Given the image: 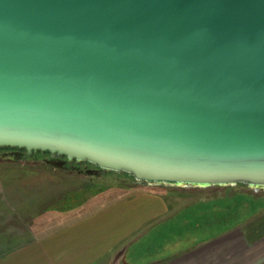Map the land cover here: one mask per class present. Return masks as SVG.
<instances>
[{"label": "water", "instance_id": "1", "mask_svg": "<svg viewBox=\"0 0 264 264\" xmlns=\"http://www.w3.org/2000/svg\"><path fill=\"white\" fill-rule=\"evenodd\" d=\"M4 149L264 191V0H0Z\"/></svg>", "mask_w": 264, "mask_h": 264}, {"label": "rangeland", "instance_id": "2", "mask_svg": "<svg viewBox=\"0 0 264 264\" xmlns=\"http://www.w3.org/2000/svg\"><path fill=\"white\" fill-rule=\"evenodd\" d=\"M134 189V184H121L111 174L85 179L58 169L0 162V256L37 238L66 232L71 224L126 198ZM188 194L179 208L202 200L207 213L203 217L194 216V211L176 213L133 248L130 262L166 258L229 227L264 243L263 190L210 187Z\"/></svg>", "mask_w": 264, "mask_h": 264}, {"label": "crops", "instance_id": "3", "mask_svg": "<svg viewBox=\"0 0 264 264\" xmlns=\"http://www.w3.org/2000/svg\"><path fill=\"white\" fill-rule=\"evenodd\" d=\"M198 190L203 189L135 186L126 198L83 217L68 231L37 238L0 256V264H135L130 262L133 248L152 236L158 225L183 211H194L196 217L207 213L202 200L179 208L188 193ZM228 229L143 264H259L264 260V243L259 244L263 240L253 242L248 234Z\"/></svg>", "mask_w": 264, "mask_h": 264}, {"label": "flooded vegetation", "instance_id": "4", "mask_svg": "<svg viewBox=\"0 0 264 264\" xmlns=\"http://www.w3.org/2000/svg\"><path fill=\"white\" fill-rule=\"evenodd\" d=\"M52 158L49 154H41V153H34L33 155L29 156L26 151H17V150H0V162L2 163H17V164H25L28 166H43V168L47 167L52 170H60L64 173H72L75 174L78 177H84L85 179H93L96 178L94 176L88 177L89 173L92 171H97V169L94 166H90L88 164H76L74 163L71 165L70 163L68 165H65L63 168H54L51 165H48V161H51ZM64 162H68L66 159H62ZM57 161V160H56ZM112 175V174H111ZM119 179V178H117Z\"/></svg>", "mask_w": 264, "mask_h": 264}, {"label": "trees", "instance_id": "5", "mask_svg": "<svg viewBox=\"0 0 264 264\" xmlns=\"http://www.w3.org/2000/svg\"><path fill=\"white\" fill-rule=\"evenodd\" d=\"M112 176H113V179L115 181L117 180V181L121 182V184L126 183L128 185V184H132V182L134 181L133 178L129 177V176L127 177V176H122V175H118V174L112 175ZM117 178H119V179H117ZM237 187L248 188V187H246V186L244 187L242 185H238ZM227 189H231V188H227Z\"/></svg>", "mask_w": 264, "mask_h": 264}]
</instances>
